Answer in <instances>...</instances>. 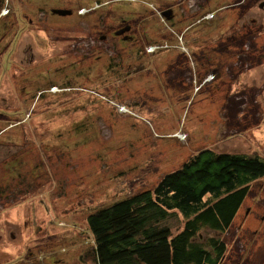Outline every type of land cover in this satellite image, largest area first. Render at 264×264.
<instances>
[{
  "label": "rangeland",
  "instance_id": "obj_1",
  "mask_svg": "<svg viewBox=\"0 0 264 264\" xmlns=\"http://www.w3.org/2000/svg\"><path fill=\"white\" fill-rule=\"evenodd\" d=\"M232 1L209 5L208 56H197L196 69L198 78L208 72L214 79L191 85L180 84L179 77L171 80L168 71L162 86L160 72L172 69L168 53L146 54L144 69L130 57L122 59V68L118 63L110 69L106 55L94 59L67 41L30 35L26 22H0L6 29L0 37V129L12 126L0 139V184L17 189L7 195L8 187H1L2 238L10 240L20 230L14 222L27 219L24 239L37 218L34 227L48 228L36 229L50 254L48 264H95L86 222L91 212L152 188L161 175L205 148L264 158V0H241L238 7L229 6ZM30 48L54 75L41 85L39 98H18L6 68L28 58ZM117 56L110 54L115 61ZM128 70L136 71L130 76ZM38 85L30 83V94ZM12 143L24 153L14 171V162L5 165L1 157ZM179 220L168 221L173 232ZM220 236L226 244L220 264H264V177L251 183L232 225ZM8 243L10 260L0 264H29L12 260L13 243Z\"/></svg>",
  "mask_w": 264,
  "mask_h": 264
},
{
  "label": "flooded vegetation",
  "instance_id": "obj_2",
  "mask_svg": "<svg viewBox=\"0 0 264 264\" xmlns=\"http://www.w3.org/2000/svg\"><path fill=\"white\" fill-rule=\"evenodd\" d=\"M213 2L219 6H225L224 0H0V22L8 18L11 24L26 22L30 27V35L35 32L36 35L41 36L39 33H43L46 38L67 41L68 44L73 45L74 49L76 47L75 50L81 51L82 55L91 56L94 59L106 55L108 61L105 65L110 69H114L113 66H118V63L122 68L124 64L122 59L127 61L128 57H130L129 60L136 61L140 69H144L146 54L168 53L170 63L166 60L164 62L172 69L169 67L165 74H163L164 71L160 72L163 78L157 79L161 81L162 86L164 85L163 80L165 81V77L168 76V71H170L171 80L179 77L180 84L187 82L191 85L197 82V79L202 83L207 82L208 79V72L205 77L198 78L196 58L197 56L200 58L204 55L208 56L210 22L208 15L209 5ZM241 2V0H234L228 5L238 7ZM262 5L260 4L259 8ZM240 14L238 19H240ZM5 31L6 29L2 30L0 27V37ZM18 33L16 26L13 38ZM168 40L171 47L165 43ZM232 44H237L235 39ZM226 46L228 48L229 44ZM112 52L118 55L116 61L110 57ZM26 54L28 58H20L19 62L8 64L6 68L10 70L8 79L11 80L13 91L20 93L17 94L18 98H39L44 91L41 85L47 84L54 72L50 75L46 73V62H38L31 48ZM200 58L197 60H201ZM110 59L112 62L109 61ZM173 65L176 69H173ZM132 68L134 66L130 67ZM147 70L149 71V67ZM154 70L159 76V71ZM57 71L59 74L60 65ZM135 71L128 70L126 74L131 76V73ZM31 82L40 84L34 94H30ZM11 128L12 126L1 128L0 139ZM23 130L26 135V129ZM24 140L29 141L27 136ZM12 146L16 148L18 145L10 144L9 150L3 152L1 157L5 165L14 162L13 166H10L14 171L15 165H18V160L24 153L13 150ZM31 149H26V151L31 152ZM18 156L20 158H17ZM15 173L17 174V170ZM11 178L17 177L11 175ZM23 179L25 178H19V181ZM32 182L33 180L28 183ZM2 186L8 187L7 195L17 191L14 186L5 183L0 184V193H3ZM27 186L24 183L22 188ZM17 218L15 216L16 221ZM36 219L31 221L30 232L25 235L24 239L21 237L22 231L26 229L27 219H24L21 224L14 222L15 226H19L20 229L17 234L13 235L14 239L2 238L4 234L0 233V260H10L6 255L7 247L10 245L8 242H12L13 246L9 248L11 250L9 257H12V260H25L29 264H48L50 254L46 250L47 246L38 240L36 231V229L47 231V224L36 228L33 226L36 224ZM0 231L4 232V229L0 228ZM12 234L13 232H10L9 236ZM261 235L263 236V233ZM7 263L9 262L3 264Z\"/></svg>",
  "mask_w": 264,
  "mask_h": 264
},
{
  "label": "trees",
  "instance_id": "obj_3",
  "mask_svg": "<svg viewBox=\"0 0 264 264\" xmlns=\"http://www.w3.org/2000/svg\"><path fill=\"white\" fill-rule=\"evenodd\" d=\"M213 79L208 76L207 83ZM263 177L260 155L193 152L152 188L87 216L95 264H220L226 252L220 235L232 225L251 183ZM170 219L181 223L176 232ZM206 229L214 234L205 236Z\"/></svg>",
  "mask_w": 264,
  "mask_h": 264
}]
</instances>
